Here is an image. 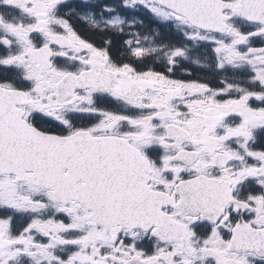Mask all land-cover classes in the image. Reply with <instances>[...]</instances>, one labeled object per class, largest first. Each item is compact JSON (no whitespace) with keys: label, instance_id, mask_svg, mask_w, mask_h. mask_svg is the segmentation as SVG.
Masks as SVG:
<instances>
[{"label":"snow or ice","instance_id":"1","mask_svg":"<svg viewBox=\"0 0 264 264\" xmlns=\"http://www.w3.org/2000/svg\"><path fill=\"white\" fill-rule=\"evenodd\" d=\"M0 264H264V0H0Z\"/></svg>","mask_w":264,"mask_h":264}]
</instances>
